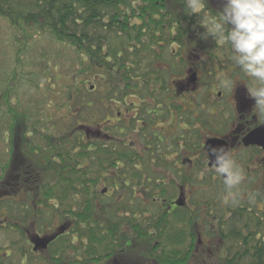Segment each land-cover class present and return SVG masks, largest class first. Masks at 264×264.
Masks as SVG:
<instances>
[{
    "label": "flooded vegetation",
    "instance_id": "af4514ba",
    "mask_svg": "<svg viewBox=\"0 0 264 264\" xmlns=\"http://www.w3.org/2000/svg\"><path fill=\"white\" fill-rule=\"evenodd\" d=\"M181 1L173 9L178 21L168 29L172 44L165 54L132 55L140 65L130 76V94H123L126 83L119 79L115 100L105 98L106 86H102L97 106L88 105L87 137L96 131L104 150L113 145V167L105 175L114 174L113 185L107 187L102 180L100 200L130 203L119 214L126 221L120 228L126 232L125 247L138 245L135 226L140 225L150 231V242L157 236L156 248L160 244L167 252L195 251L187 264H232L239 257L233 252L242 249L259 253L258 263L264 264V135L259 137L264 134V118L259 122L253 111L255 101L246 85L253 83L231 60L230 45L201 38L206 30L200 17L190 15ZM221 9L220 0H206L201 15L211 17ZM222 76L232 79V88L219 86ZM98 104L101 114L103 110L101 121ZM96 116L98 121H91ZM210 142L230 147L241 167L243 179L232 190L235 198L210 166ZM23 171L21 165L0 164L4 180L0 215L6 210L9 216L0 230L14 235L20 229L8 228L13 223L5 204L24 199V193L18 192L25 180ZM160 224L162 229H157ZM231 235L244 240L236 238L239 243L234 244ZM8 243L10 256L14 247L12 240ZM18 262L26 264L25 259ZM113 264L130 263L122 259Z\"/></svg>",
    "mask_w": 264,
    "mask_h": 264
},
{
    "label": "trees",
    "instance_id": "16d2710c",
    "mask_svg": "<svg viewBox=\"0 0 264 264\" xmlns=\"http://www.w3.org/2000/svg\"><path fill=\"white\" fill-rule=\"evenodd\" d=\"M181 4V0H0V19L13 30L17 43L47 37L69 46L75 54L74 72L64 75L69 84L61 107L77 110L75 115L58 117V123L44 119L29 123L28 117L12 105L8 84L0 90V99L6 103L14 124L5 141L12 151L16 150L12 163L24 167L25 172V180L18 187L24 199L5 204L14 224L8 228L20 229L16 234L25 237V243L20 241V250L10 256L6 255V247L0 249V264H13L6 262L12 256L20 262L25 259L26 264H113L122 259L130 264H187L195 256V251L174 248L167 252L160 244L156 248L153 240L157 236H152L150 242V231L140 225L135 226L138 245L125 247L126 232L120 228L126 221L120 220L119 214L130 203L113 198L103 202L99 193L102 180L107 187L113 185L114 174L105 177L113 167V145L104 150L97 132L88 138L85 127L87 109L103 95H96L99 88L106 86L105 98L115 100L122 79L127 84L123 94H130V76L140 65V59L132 55L165 54L172 44L169 30L178 21L173 9ZM57 70L48 83L54 85L63 78L60 68ZM23 75L17 73L16 80L24 81ZM47 78L45 72L35 76L33 86L39 88L36 80L45 83ZM90 79H94V84H87ZM93 120L98 121L97 116ZM62 122L66 130L59 132ZM55 130L58 136L52 134ZM31 134L32 140L37 135L43 142L39 160L35 157L32 163L23 153L26 148H32L31 155L38 153ZM57 221L59 227L54 226ZM157 229H162V224ZM231 236L234 244L244 240L242 236ZM50 239L47 249L34 250V243ZM148 242L150 248L145 249ZM242 251L233 252L239 257L232 264H259V253L253 249Z\"/></svg>",
    "mask_w": 264,
    "mask_h": 264
},
{
    "label": "rangeland",
    "instance_id": "374dc122",
    "mask_svg": "<svg viewBox=\"0 0 264 264\" xmlns=\"http://www.w3.org/2000/svg\"><path fill=\"white\" fill-rule=\"evenodd\" d=\"M13 35V30L9 27V25L0 19V90L5 88L8 84L9 89L7 90L13 95L11 99L12 105H14L16 111L19 114H22L25 117H28L29 123H33L35 120H45V122L50 121V123H58L59 118L68 117L71 115H75V112L69 107L62 108V104L64 101V93L68 88L66 86L69 84V81H65L64 75H70L74 72V65L76 64L75 54L71 51L69 46L64 44H57L52 38H38L35 40H31L29 42H20L17 43L15 37ZM57 68H60L63 78L56 84L48 83L49 80L52 81V75H56ZM57 70V71H54ZM22 71V72H21ZM45 72L48 76L45 83L41 80H36L37 86L34 85V77L38 76ZM19 73L20 76L24 74L25 80L23 81L21 78L16 80V74ZM19 76V77H20ZM28 76V77H27ZM27 77V78H26ZM92 81L87 82L94 84V79H90ZM58 81V80H57ZM44 83V85H43ZM46 84H49L46 85ZM4 85V87H3ZM50 87L53 89L50 90ZM60 89H64L62 92ZM13 91V93H12ZM106 91V87H105ZM103 88H99L97 90V96L102 95ZM2 91H0V95ZM6 103L4 100L0 99V164H9L15 159L16 150L12 151V146L7 145L5 141V136L8 133L12 132L14 128V124L11 122L12 114L7 113L9 109L6 108ZM97 113L101 114V108L98 104ZM103 115V110L102 114ZM100 115V121L102 116ZM31 130L32 124H29ZM62 127L59 132H64L66 129V125L63 126V122L61 123ZM38 127V129H40ZM59 132L56 130L53 132V135L58 136ZM47 135V134H44ZM51 135V134H50ZM33 136L31 134L32 140ZM39 136L35 135L32 140L33 143L36 144L35 155H31L32 148L23 149V153L28 155V161L31 163L33 160L39 158L41 146H43V142L39 140ZM9 152V154H7ZM42 153V149H41ZM8 155V156H7ZM39 160V159H38ZM3 178L1 177L0 172V192L3 189ZM16 197L15 200H19ZM3 211V210H2ZM6 210L2 212L0 215V225L8 224L9 216L5 213ZM21 223V221L19 222ZM55 227H59L58 221L54 224ZM22 238L20 234L14 235L9 234L5 230H0V249H4L7 247L8 240H13L14 244H12L13 251L15 254L20 250V246L18 244V240ZM12 242V243H13ZM5 250V249H4ZM7 254H9V250H5ZM12 261L18 263V257L12 256ZM7 262V261H6ZM9 263V262H7Z\"/></svg>",
    "mask_w": 264,
    "mask_h": 264
},
{
    "label": "clouds",
    "instance_id": "9594fccd",
    "mask_svg": "<svg viewBox=\"0 0 264 264\" xmlns=\"http://www.w3.org/2000/svg\"><path fill=\"white\" fill-rule=\"evenodd\" d=\"M222 9L217 15L202 16L206 0H184L190 15L200 17L199 24L206 31L202 39L211 37L216 44L230 45L234 64L250 78L247 85L250 98L255 101L254 114L260 122L264 118V0H220ZM220 87L232 88L230 77L222 76ZM208 159L215 173L223 177L227 194L233 198V189L243 179L240 165L228 146L207 147Z\"/></svg>",
    "mask_w": 264,
    "mask_h": 264
},
{
    "label": "water",
    "instance_id": "95a60500",
    "mask_svg": "<svg viewBox=\"0 0 264 264\" xmlns=\"http://www.w3.org/2000/svg\"><path fill=\"white\" fill-rule=\"evenodd\" d=\"M264 135L263 134V132H262V134H260V136L257 134V136H259V137H262V136ZM218 142H210L208 145H212V146H218V144H217ZM208 147V146H207ZM52 241V239H50V240H48V241H46V242H40V241H37L36 243H34V245H35V251L37 252L39 249H47V247H48V245H49V243Z\"/></svg>",
    "mask_w": 264,
    "mask_h": 264
}]
</instances>
